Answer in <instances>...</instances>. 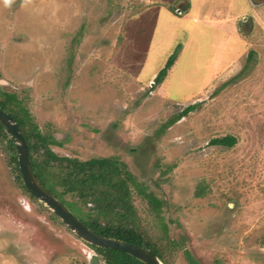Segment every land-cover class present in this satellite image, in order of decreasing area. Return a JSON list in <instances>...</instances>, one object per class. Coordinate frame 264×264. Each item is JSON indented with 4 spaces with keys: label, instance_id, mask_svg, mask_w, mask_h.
Returning <instances> with one entry per match:
<instances>
[{
    "label": "rangeland",
    "instance_id": "obj_1",
    "mask_svg": "<svg viewBox=\"0 0 264 264\" xmlns=\"http://www.w3.org/2000/svg\"><path fill=\"white\" fill-rule=\"evenodd\" d=\"M0 91L56 155L115 160L160 202L132 188L163 264H264V3L0 0ZM227 136L232 148L209 146ZM92 257L104 264L25 193L0 135V264Z\"/></svg>",
    "mask_w": 264,
    "mask_h": 264
},
{
    "label": "trees",
    "instance_id": "obj_2",
    "mask_svg": "<svg viewBox=\"0 0 264 264\" xmlns=\"http://www.w3.org/2000/svg\"><path fill=\"white\" fill-rule=\"evenodd\" d=\"M176 58L177 52L168 59L164 68L158 73L155 84L163 82ZM196 106L190 105L172 116L163 128L172 127L192 113ZM0 109L13 117L20 128L29 149L32 170L41 185L70 211H72L70 206H76L78 214L72 213L85 227L102 237L146 248L164 262L159 245L157 244V247L156 242L151 241L142 232L132 203V188L147 199L156 212L159 210L160 202L145 193L141 184L124 165L108 159L81 163L56 155L49 149V144L54 143L55 140L42 135L38 125L16 94L0 91ZM0 135L8 140L12 166L17 172L23 190L33 198L23 184L12 140L1 125ZM235 144L236 139L227 136L210 141L209 146L232 148ZM86 245L101 257L104 264H144L120 251Z\"/></svg>",
    "mask_w": 264,
    "mask_h": 264
},
{
    "label": "water",
    "instance_id": "obj_3",
    "mask_svg": "<svg viewBox=\"0 0 264 264\" xmlns=\"http://www.w3.org/2000/svg\"><path fill=\"white\" fill-rule=\"evenodd\" d=\"M264 1V0H260ZM0 125L8 132L17 153L22 181L30 195L42 206L51 211L81 241L100 249L116 250L137 259L144 264H163L150 250L97 235L87 227L58 198L48 192L32 170L29 149L16 121L0 109ZM90 264H101L98 257H92Z\"/></svg>",
    "mask_w": 264,
    "mask_h": 264
},
{
    "label": "flooded vegetation",
    "instance_id": "obj_4",
    "mask_svg": "<svg viewBox=\"0 0 264 264\" xmlns=\"http://www.w3.org/2000/svg\"><path fill=\"white\" fill-rule=\"evenodd\" d=\"M254 1V3H264V1H260V0H252Z\"/></svg>",
    "mask_w": 264,
    "mask_h": 264
},
{
    "label": "built area",
    "instance_id": "obj_5",
    "mask_svg": "<svg viewBox=\"0 0 264 264\" xmlns=\"http://www.w3.org/2000/svg\"><path fill=\"white\" fill-rule=\"evenodd\" d=\"M177 13L180 15V14H181V13H180V10H179Z\"/></svg>",
    "mask_w": 264,
    "mask_h": 264
},
{
    "label": "crops",
    "instance_id": "obj_6",
    "mask_svg": "<svg viewBox=\"0 0 264 264\" xmlns=\"http://www.w3.org/2000/svg\"><path fill=\"white\" fill-rule=\"evenodd\" d=\"M188 5H189V3H188ZM189 7V6H188Z\"/></svg>",
    "mask_w": 264,
    "mask_h": 264
}]
</instances>
